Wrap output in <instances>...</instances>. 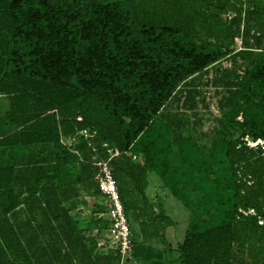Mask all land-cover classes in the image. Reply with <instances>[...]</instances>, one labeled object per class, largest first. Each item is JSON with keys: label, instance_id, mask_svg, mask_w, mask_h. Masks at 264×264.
Listing matches in <instances>:
<instances>
[{"label": "trees", "instance_id": "trees-1", "mask_svg": "<svg viewBox=\"0 0 264 264\" xmlns=\"http://www.w3.org/2000/svg\"><path fill=\"white\" fill-rule=\"evenodd\" d=\"M240 57L250 68L223 77L222 120L204 131L193 80ZM0 96L14 157L0 162V264H122L72 214L105 196L97 163L137 236L165 246L160 264H264V146L243 141L264 142V0H0ZM83 131L97 162L65 143ZM152 173L190 213L177 250L179 224L146 195Z\"/></svg>", "mask_w": 264, "mask_h": 264}, {"label": "rangeland", "instance_id": "rangeland-1", "mask_svg": "<svg viewBox=\"0 0 264 264\" xmlns=\"http://www.w3.org/2000/svg\"><path fill=\"white\" fill-rule=\"evenodd\" d=\"M227 17L228 20H230L233 18V15H228ZM239 47L240 46L238 44L235 45L234 43L232 49L235 51V54L239 52ZM250 65L251 60L240 57L237 58L236 62L233 64L232 59L229 58L210 69L208 74L204 76H197L193 80L194 86L200 92V97L197 99L196 113L198 115V119L202 121L204 131H213L218 126V123L222 120L223 114L220 111V104L223 98L227 97V94L223 90V83L221 81L223 77L232 73L233 71H236L238 75H241L250 68ZM176 107V101L173 99L171 101V109L175 110ZM1 108L2 107L0 106V114L3 112L1 111ZM179 109H182L181 104ZM181 112L183 111L181 110ZM168 113L169 111H166L163 115L167 116ZM3 114L0 116H3ZM188 115H190L189 112ZM238 121H241V119L239 118ZM85 132V134H78L77 137L72 138L71 141H67L65 143L71 146L73 155L78 157L80 162L89 159L92 153L94 156L92 155L90 160L97 162V133L90 131ZM240 133L242 132L240 131ZM82 141L86 142L87 145L91 147L90 149L92 153L86 149L85 151L83 150V146L81 144ZM243 141H245L248 146L254 149H257L259 146L263 147L262 144L256 146L257 142H254L249 137L243 138ZM66 144H63V146L67 147ZM53 163V157H48L46 160L47 170L54 176L56 173L55 164ZM79 163H74L67 167L74 179L77 177L79 172ZM102 177L103 176L100 173L97 181ZM164 198L168 200L171 199L170 196H164ZM163 201L167 214L175 221H180V223L177 222L179 224V228L175 230V232L170 233L169 236V241L171 242L174 249L177 250L178 243L183 242L184 239L186 227L182 221L186 220V217H184V215H179L177 212L168 210L167 201L164 199ZM116 204V201H114L112 197L107 198L104 196V198L101 199L86 198L72 214L77 220L78 226L81 229L83 235L89 241H95L98 248L104 252H108L109 250L116 251L122 247L124 241L122 237L123 228L121 227V224L124 220L126 222L125 225L128 227L131 233V237L129 249H126L122 252V264H160L162 256L161 253L165 249V246L160 241H142V239L136 234L138 230L136 220L130 216H126L123 213V208L121 213L115 214L117 210ZM104 214H112L113 219L109 222H104L102 219V215Z\"/></svg>", "mask_w": 264, "mask_h": 264}, {"label": "crops", "instance_id": "crops-1", "mask_svg": "<svg viewBox=\"0 0 264 264\" xmlns=\"http://www.w3.org/2000/svg\"><path fill=\"white\" fill-rule=\"evenodd\" d=\"M0 106L2 107L1 108L2 109L1 111H3L2 114L4 113L3 116H0V141H2L8 135L13 133V127L12 126L9 127L5 123L6 122L5 115L8 112L9 107H10L9 100L6 97L0 96ZM13 159H14L13 152L11 150H7L5 147L0 146V162H2L3 165L13 164ZM146 195L151 201L155 200L157 197H160L166 200L168 203V206H167L168 210L177 212L179 215H184V217H186V220H183L182 222H184V225L188 223L190 219V213L186 209H184L183 206L177 203L171 197V195H169L168 190L163 188V184L161 180L153 173L149 174V177H148V187L146 189ZM164 196H170L173 201L171 199L170 200L165 199ZM172 202L181 206L182 209H180L179 207H173ZM176 222L180 223V221L178 220Z\"/></svg>", "mask_w": 264, "mask_h": 264}, {"label": "built area", "instance_id": "built-area-1", "mask_svg": "<svg viewBox=\"0 0 264 264\" xmlns=\"http://www.w3.org/2000/svg\"><path fill=\"white\" fill-rule=\"evenodd\" d=\"M234 43H235V45L238 44L240 46L239 47V52L243 50V43H242V39L241 38H236ZM79 120H81V119H79ZM85 133H86L85 131L81 132V134H85ZM259 144H262V146H264V142L261 141V140L257 141L256 146H258ZM104 148H108V146L104 145ZM96 165L98 167H100V169H101L100 173L103 176L101 179L98 180L100 189L103 191L104 195L107 198L112 197L114 201L118 202L119 197H118L117 186H116V184H115V182H114V180L112 178L111 169L109 168L107 163H103V164L102 163H97ZM119 202H118V204L120 205L121 203H119ZM116 208H117V205H116ZM122 208L123 207L120 205V210L119 211L116 210L117 213L115 212V214L121 213ZM123 213H124V210H123ZM243 213L245 215H248V214L253 215L254 211H250L249 213H246V212H243ZM112 217H113V215H112ZM112 217H111V220L113 219ZM102 219L107 221L104 218V215H102ZM125 224H126V222L123 220V223L121 224V227L123 228L122 237H123L124 243H123L122 247L120 248V250L122 252L125 251L126 249H129L130 237H131V233H130L128 227ZM260 224H264V222L261 221Z\"/></svg>", "mask_w": 264, "mask_h": 264}, {"label": "bare ground", "instance_id": "bare-ground-1", "mask_svg": "<svg viewBox=\"0 0 264 264\" xmlns=\"http://www.w3.org/2000/svg\"><path fill=\"white\" fill-rule=\"evenodd\" d=\"M117 204V211H119L120 210V205L118 204V202H116ZM111 217H112V215L111 214H104V218L106 219V220H108V221H110L111 220Z\"/></svg>", "mask_w": 264, "mask_h": 264}]
</instances>
